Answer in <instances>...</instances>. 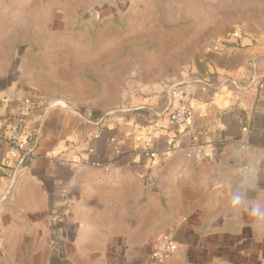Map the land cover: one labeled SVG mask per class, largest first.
Wrapping results in <instances>:
<instances>
[{
  "label": "crops",
  "instance_id": "crops-1",
  "mask_svg": "<svg viewBox=\"0 0 264 264\" xmlns=\"http://www.w3.org/2000/svg\"><path fill=\"white\" fill-rule=\"evenodd\" d=\"M126 13L136 37L180 29L153 26L193 54L187 126L143 75L121 108L59 89L78 24L122 36ZM162 236L178 248L153 259ZM0 264H264V0H0Z\"/></svg>",
  "mask_w": 264,
  "mask_h": 264
},
{
  "label": "rangeland",
  "instance_id": "rangeland-1",
  "mask_svg": "<svg viewBox=\"0 0 264 264\" xmlns=\"http://www.w3.org/2000/svg\"><path fill=\"white\" fill-rule=\"evenodd\" d=\"M130 13H126L129 15L119 23L123 27L122 36L118 35L119 31L106 28L107 21L95 27L89 22L78 24V30L88 31L86 37L84 31H78L81 33L77 39L78 52L75 55H57L61 77L59 89L63 93L73 92L76 104L84 105L90 98L94 101L103 96L108 100L103 99L102 104L121 108L136 94V75H143L151 84L145 88L155 93L170 89L182 79L193 56L190 52L181 51L184 39L163 37V33L153 27L159 24L166 30L172 26L165 21L152 22V29L140 32L150 37H136V21H130ZM182 25L184 28L186 24ZM187 25L191 36L197 23L188 22ZM179 30L168 29V32L177 34ZM193 45L195 43L190 41L188 49L191 50Z\"/></svg>",
  "mask_w": 264,
  "mask_h": 264
},
{
  "label": "built area",
  "instance_id": "built-area-1",
  "mask_svg": "<svg viewBox=\"0 0 264 264\" xmlns=\"http://www.w3.org/2000/svg\"><path fill=\"white\" fill-rule=\"evenodd\" d=\"M169 96L171 99L172 110L170 112L168 121L177 127L187 126L192 118V108L188 101L187 95L177 85L169 89ZM22 125L20 122L10 120L7 122L6 144L19 153V161L17 164L18 170L23 166L24 160L31 159L32 148L23 150L21 143ZM153 133L150 135V137ZM65 216V215H64ZM178 248L176 241L169 236L160 237L153 249L151 258L158 259L167 255L173 254Z\"/></svg>",
  "mask_w": 264,
  "mask_h": 264
},
{
  "label": "trees",
  "instance_id": "trees-1",
  "mask_svg": "<svg viewBox=\"0 0 264 264\" xmlns=\"http://www.w3.org/2000/svg\"><path fill=\"white\" fill-rule=\"evenodd\" d=\"M26 160H24L23 164H25Z\"/></svg>",
  "mask_w": 264,
  "mask_h": 264
}]
</instances>
